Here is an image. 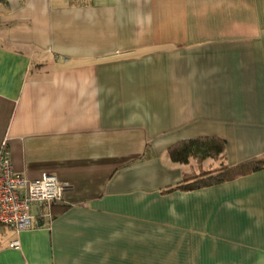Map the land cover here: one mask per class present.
<instances>
[{
  "label": "crops",
  "instance_id": "obj_1",
  "mask_svg": "<svg viewBox=\"0 0 264 264\" xmlns=\"http://www.w3.org/2000/svg\"><path fill=\"white\" fill-rule=\"evenodd\" d=\"M198 137L264 159V0H0V143L67 184L0 264H264V168L166 190Z\"/></svg>",
  "mask_w": 264,
  "mask_h": 264
},
{
  "label": "built area",
  "instance_id": "obj_2",
  "mask_svg": "<svg viewBox=\"0 0 264 264\" xmlns=\"http://www.w3.org/2000/svg\"><path fill=\"white\" fill-rule=\"evenodd\" d=\"M66 188L67 184L51 173L32 180L15 172L7 141L0 143V232L8 228L16 235L9 248L19 249V233L34 226L31 208L37 207L40 219H50L51 207L62 203Z\"/></svg>",
  "mask_w": 264,
  "mask_h": 264
},
{
  "label": "trees",
  "instance_id": "obj_3",
  "mask_svg": "<svg viewBox=\"0 0 264 264\" xmlns=\"http://www.w3.org/2000/svg\"><path fill=\"white\" fill-rule=\"evenodd\" d=\"M224 148L225 141L218 137L186 139L169 147L168 154L172 161L187 163L190 158H195L198 163V172L184 174L180 183L174 187H169L166 190H192L210 184L229 181L264 168L263 158H250L235 165L228 166L222 162ZM207 158H212L220 162V166L217 170H204L202 168V162ZM57 206L58 205H54L51 207V214H55V208Z\"/></svg>",
  "mask_w": 264,
  "mask_h": 264
},
{
  "label": "rangeland",
  "instance_id": "obj_4",
  "mask_svg": "<svg viewBox=\"0 0 264 264\" xmlns=\"http://www.w3.org/2000/svg\"><path fill=\"white\" fill-rule=\"evenodd\" d=\"M219 166H220V163H219L218 167H219ZM218 167H216V168H215V170H217V169H218Z\"/></svg>",
  "mask_w": 264,
  "mask_h": 264
}]
</instances>
